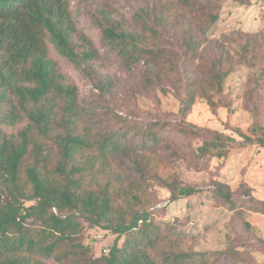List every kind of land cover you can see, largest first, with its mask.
Segmentation results:
<instances>
[{
  "label": "trees",
  "instance_id": "obj_1",
  "mask_svg": "<svg viewBox=\"0 0 264 264\" xmlns=\"http://www.w3.org/2000/svg\"><path fill=\"white\" fill-rule=\"evenodd\" d=\"M84 1L95 7L109 61L129 71L143 63L147 87L177 86L184 92L179 110L184 116L198 97L214 111L228 76L264 60L263 34L209 37L220 18L218 1L122 0L135 9L132 28L115 18L112 0ZM47 41L93 77L99 97L93 107L79 103L76 87L49 58ZM82 41L70 0H0V264L219 262L226 253L185 250L183 233L159 220L156 209L144 207L153 184L164 188L171 202L197 192L168 172L189 158L164 133L173 128L200 139L206 132L193 151L196 161H204L226 159L245 144L264 148V126L238 142L185 120L142 125L110 118L106 97L115 85L109 78H94L99 54ZM215 191L228 209L238 207L228 185L218 184ZM246 194L251 210L264 215V202ZM84 223L118 235L108 255H89L82 241ZM246 226L251 229L249 222ZM120 237L125 239L118 247Z\"/></svg>",
  "mask_w": 264,
  "mask_h": 264
},
{
  "label": "rangeland",
  "instance_id": "obj_2",
  "mask_svg": "<svg viewBox=\"0 0 264 264\" xmlns=\"http://www.w3.org/2000/svg\"><path fill=\"white\" fill-rule=\"evenodd\" d=\"M210 1L221 4L220 18L212 29L211 39L232 38L236 32H257L264 36V0ZM111 5L115 18L132 28L135 9L122 0H112ZM70 7L83 45L98 51L94 78H109L115 85L112 94L106 97L113 111L108 115L110 118H125L142 125L157 120L171 124L185 120L199 128L232 136L238 142L243 141V136L253 137V130L264 126V60L256 59L251 66L238 67L228 76L224 82V93L217 99L214 111L198 97L184 116L179 112L184 92L169 83L163 87L155 84L151 88L145 86L142 82L143 63L129 71L119 61H109L93 18L95 7L84 0H70ZM47 45L49 58L56 63L67 82L76 87L79 103L93 107L99 99L93 89V77L77 70L48 41ZM260 56L261 53L259 58H262ZM201 134L204 137L200 139L184 137L173 128L164 133L189 158V163L179 161L174 167H168V172L177 173L185 187L196 188L197 192L171 202L170 194L153 184L144 199V207L151 211L156 209L159 220L183 233L182 247L185 250L226 253L214 264H264V215L251 210L246 194L251 192L254 198L264 202V148L245 144L233 149L226 159L210 157L196 161L194 148L207 138L206 132ZM91 153L94 154H88ZM31 160L29 158L27 162ZM218 184L229 186L233 197L238 200L236 209H228L217 196L215 188ZM247 222L251 229L247 228ZM84 226L82 241L89 249V255L94 259L108 255L118 235L102 227L88 228L87 223ZM124 239H118V247L122 246ZM47 264L56 263L48 261Z\"/></svg>",
  "mask_w": 264,
  "mask_h": 264
}]
</instances>
